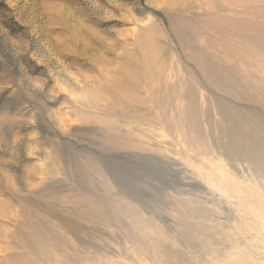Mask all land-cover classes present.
Masks as SVG:
<instances>
[{"label": "rangeland", "instance_id": "obj_1", "mask_svg": "<svg viewBox=\"0 0 264 264\" xmlns=\"http://www.w3.org/2000/svg\"><path fill=\"white\" fill-rule=\"evenodd\" d=\"M0 264H264V0H0Z\"/></svg>", "mask_w": 264, "mask_h": 264}]
</instances>
